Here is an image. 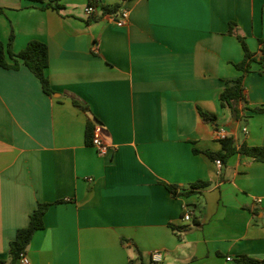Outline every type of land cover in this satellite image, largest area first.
<instances>
[{
  "label": "crops",
  "instance_id": "0c3cea01",
  "mask_svg": "<svg viewBox=\"0 0 264 264\" xmlns=\"http://www.w3.org/2000/svg\"><path fill=\"white\" fill-rule=\"evenodd\" d=\"M96 1L119 8L87 17L89 0H0V40L13 32L15 51L45 42L52 89L22 63L0 66V258L51 202L30 264H151L153 250L155 264L264 260V201L253 202L264 199V162L234 153L218 171L203 152L221 149L217 127L237 146L264 145V112L243 108L237 120L219 99L242 74V38L253 54L247 106L264 104V0ZM89 121L105 155L86 140ZM199 180L209 184L192 188Z\"/></svg>",
  "mask_w": 264,
  "mask_h": 264
},
{
  "label": "trees",
  "instance_id": "16d2710c",
  "mask_svg": "<svg viewBox=\"0 0 264 264\" xmlns=\"http://www.w3.org/2000/svg\"><path fill=\"white\" fill-rule=\"evenodd\" d=\"M44 2V7L60 8L61 5L58 0H36ZM96 0H93V2ZM91 2V0H89ZM119 8V4L104 5L102 7L103 13H114ZM3 12V8L0 6V13ZM232 26V23H230ZM241 42L245 51L244 58L235 63V66L242 70L237 78L227 81L229 84L224 87L219 95V99L222 106H228L231 110L232 116L235 119H241L243 117L242 109L248 108L254 112H264V104L261 106L248 107L247 100L245 98V88L243 85L244 73L249 70L250 62L253 58V54L249 51L246 42L241 38ZM262 42V55L261 59L264 60V40ZM13 32L10 33L7 43H3L0 40V66L4 68H17L21 63L24 64L41 82L43 91L47 94L52 93V89L49 83L48 76L46 74V68L49 64V54L47 44L37 39H31L20 50L15 51L12 47ZM202 118L205 121H213L216 118V114L207 112L204 110L199 111ZM94 124L88 122L86 127V140L91 141L93 135ZM221 142V149L213 151L210 149H204L203 152L212 160L220 159L223 163L227 158L234 154L240 153L250 156L255 160L264 162V145H249L241 143L236 145V141L232 136H226L219 139ZM194 151H199L194 148ZM209 184L208 181L199 180L193 183L192 188H203ZM173 194H176L175 187H169ZM58 202V201H56ZM51 205V202L38 203L36 208L29 215L28 224L25 227L17 229L15 237L10 241L9 245V257L7 261L4 258H0V264H17L18 259L25 254L29 242L38 229L44 227L43 216L47 208ZM237 262L241 264H264V260L252 258L246 255H241L237 258ZM155 264V263H151Z\"/></svg>",
  "mask_w": 264,
  "mask_h": 264
},
{
  "label": "built area",
  "instance_id": "2783aa9c",
  "mask_svg": "<svg viewBox=\"0 0 264 264\" xmlns=\"http://www.w3.org/2000/svg\"><path fill=\"white\" fill-rule=\"evenodd\" d=\"M99 11H102V5H100L99 2L91 0V2H88L85 6H84V13L87 17H93L95 16ZM128 20V11L125 9H122L119 13V16L116 19V24L119 26H122L124 24H126ZM243 130H246L245 128ZM227 136V131L224 129V127H217L216 129V137L218 139H222L225 138ZM91 145L94 146L97 150V152L100 155H105L108 150H109V145L107 143H105L98 135L97 130L94 129L93 131V135L91 137V141H90ZM215 165L217 167V170L219 171L222 162L220 159H215L214 160ZM264 201L263 197L261 196H256L253 198V202L257 205H260L262 202ZM183 219L185 221H189L191 219V212L188 210L183 214ZM150 258L151 261L153 263H158L159 261L162 260V253L159 250H153L151 251L150 254ZM227 259H230V257H227ZM18 264H30L28 262V260L26 259L25 255H22L19 259H18Z\"/></svg>",
  "mask_w": 264,
  "mask_h": 264
}]
</instances>
